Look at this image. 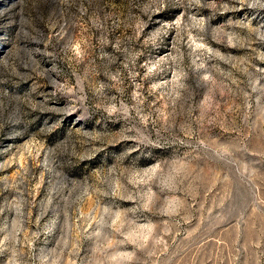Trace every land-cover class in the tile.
<instances>
[{"label": "rangeland", "instance_id": "rangeland-1", "mask_svg": "<svg viewBox=\"0 0 264 264\" xmlns=\"http://www.w3.org/2000/svg\"><path fill=\"white\" fill-rule=\"evenodd\" d=\"M0 264H264V0H0Z\"/></svg>", "mask_w": 264, "mask_h": 264}]
</instances>
